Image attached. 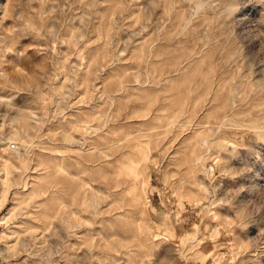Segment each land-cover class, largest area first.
<instances>
[{
    "label": "rangeland",
    "instance_id": "obj_1",
    "mask_svg": "<svg viewBox=\"0 0 264 264\" xmlns=\"http://www.w3.org/2000/svg\"><path fill=\"white\" fill-rule=\"evenodd\" d=\"M230 3L0 0V264H264V0Z\"/></svg>",
    "mask_w": 264,
    "mask_h": 264
},
{
    "label": "clouds",
    "instance_id": "obj_2",
    "mask_svg": "<svg viewBox=\"0 0 264 264\" xmlns=\"http://www.w3.org/2000/svg\"><path fill=\"white\" fill-rule=\"evenodd\" d=\"M214 3H215V0H194V5L192 8V14L186 20V26L190 27L195 18L199 17L202 14H206L213 7ZM238 10H239V5L237 3V0H232V3H230L228 5V8L226 9V11L231 12L232 17L235 14V12ZM261 57H264V55H261L260 53H258L257 57H256V62L264 65V58H261Z\"/></svg>",
    "mask_w": 264,
    "mask_h": 264
}]
</instances>
